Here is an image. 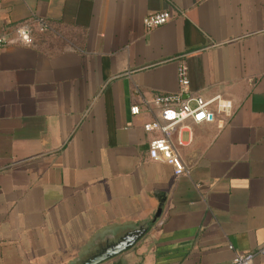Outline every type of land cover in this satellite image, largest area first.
Returning a JSON list of instances; mask_svg holds the SVG:
<instances>
[{"label":"crops","instance_id":"obj_1","mask_svg":"<svg viewBox=\"0 0 264 264\" xmlns=\"http://www.w3.org/2000/svg\"><path fill=\"white\" fill-rule=\"evenodd\" d=\"M33 14L51 29L0 47V264H77L143 220L96 264H231L263 246L264 0H0V33ZM182 59L185 96L233 111L177 125L176 174L149 153L157 108L131 106L178 90Z\"/></svg>","mask_w":264,"mask_h":264},{"label":"built area","instance_id":"obj_2","mask_svg":"<svg viewBox=\"0 0 264 264\" xmlns=\"http://www.w3.org/2000/svg\"><path fill=\"white\" fill-rule=\"evenodd\" d=\"M171 16L172 12L168 9L154 11L145 16L144 23L150 29L166 22ZM34 23H37L41 30H48L52 27L46 18L33 14L15 26L14 36L7 32L0 33V47L14 41L26 45L34 44ZM177 75L178 90L159 92L152 98L143 97L141 102L132 104L131 112L139 113L143 107L152 109L154 106L157 108L155 116L144 123V128L147 131L157 132L149 143L150 156L173 164L175 173L183 174L189 172V168L183 162L172 139V133L177 125L188 118L202 122L214 120L218 113L230 115L233 111V102L230 98L221 95L207 98L194 92L185 96L189 90L190 76L189 65L183 59L178 62ZM259 253L264 254V245L253 250L236 252L231 264H254V258Z\"/></svg>","mask_w":264,"mask_h":264},{"label":"water","instance_id":"obj_3","mask_svg":"<svg viewBox=\"0 0 264 264\" xmlns=\"http://www.w3.org/2000/svg\"><path fill=\"white\" fill-rule=\"evenodd\" d=\"M160 200L161 202L152 221H155L162 211L164 199L161 198ZM149 225V220H143L136 226L125 229L123 232L106 235L102 238V240L104 239V243L98 240V244L93 246L88 254L82 257L77 264H96L129 248L145 233Z\"/></svg>","mask_w":264,"mask_h":264}]
</instances>
